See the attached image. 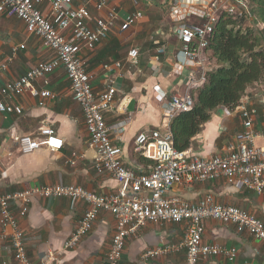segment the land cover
I'll use <instances>...</instances> for the list:
<instances>
[{
	"label": "crops",
	"instance_id": "obj_1",
	"mask_svg": "<svg viewBox=\"0 0 264 264\" xmlns=\"http://www.w3.org/2000/svg\"><path fill=\"white\" fill-rule=\"evenodd\" d=\"M114 3L117 24L134 11H141V19L124 31L116 25L92 51L83 49L81 56L86 59L95 94L102 92L110 77L117 74L114 102L103 112V117L110 126L126 120L123 132L110 131L111 142L122 149L121 161L125 166L138 173H147L153 162L135 151V136L141 131L164 130L168 100L173 94L181 95L188 89L190 74L198 76L197 63L186 60L182 65L178 60L181 43L175 29L181 24L200 25L207 0H114ZM39 8L47 12L48 4L43 3ZM91 13L97 15L94 9ZM21 44L23 48L19 47ZM131 48L138 52L134 62L128 60ZM52 56L51 49L26 32L20 19L0 15V62L11 58L0 76V85ZM112 62H120L121 67H114L112 72L103 69L105 63ZM208 66L216 65L208 61ZM46 79V83L35 81V86L50 90L54 97L44 99L42 105L38 104V96L28 93L9 97L0 93V100L21 108L20 113H0V195L55 184L78 185L103 195L116 192L119 189L117 181L107 173H98L94 167L97 157L88 153L92 148L84 116L72 98L64 69H55ZM241 101L255 107L253 127L260 131L264 127V84L246 89ZM44 125L51 126L62 138V148L20 152L17 138L36 134ZM241 129L238 105L233 108L218 106L192 138L189 149L201 157L215 155ZM255 143L261 145L262 141L256 137ZM207 192L213 194L216 202L250 212L264 224V193H257L239 182L228 183L222 177L191 185L175 184L167 196L197 202ZM86 208L83 200L71 207L67 197L37 196L31 200L25 216H20L18 206L12 205V214L24 232L28 256L39 264H102L115 230L114 217L107 211L99 212L92 229L74 247H63ZM184 232V222H145L128 236L119 264H138L148 249L178 245ZM202 242L235 248L236 252L232 259L207 256L200 258L198 264H264V242L247 231L238 232L233 224L205 219ZM0 264H17L1 227ZM147 264H185V249L159 252L149 258Z\"/></svg>",
	"mask_w": 264,
	"mask_h": 264
},
{
	"label": "built area",
	"instance_id": "obj_2",
	"mask_svg": "<svg viewBox=\"0 0 264 264\" xmlns=\"http://www.w3.org/2000/svg\"><path fill=\"white\" fill-rule=\"evenodd\" d=\"M43 3L48 4L47 12L39 8ZM91 9L97 12L96 16H92ZM222 12L241 16L247 12L246 3L244 0H207L200 25L181 24L175 29L181 43L177 55L180 64L183 65L186 60L194 61L199 66V74L197 77L190 74L188 89L181 95L173 94L168 100L169 112L164 130L141 131L135 136V151L153 162L147 173H138L122 163V149L110 139V131L125 130L126 120L110 126L103 117V112L114 102L118 89L117 74L110 77L102 92L95 94L81 51H92L116 25L120 30H126L141 19V11L127 13L117 24L118 12L114 0H0V15L20 19L26 32L39 38L53 52L50 59L37 62L24 74L0 85V93L8 97L28 93L38 96V104L42 105L44 99L52 98L54 94L46 88L38 89L35 81L46 83L49 73L63 68L70 83L72 98L83 113L89 146L96 152L94 167L98 173L109 174L119 184L116 192L107 195L96 194L78 185L62 184L0 195V227L17 264L39 263L28 256L24 232L12 214L11 207L16 204L18 214L25 216L31 200L37 196L67 197L71 207L79 200L87 203L77 227L63 243L65 249L74 247L92 229L100 211L112 214L115 230L102 264H119L128 236L145 222H184L185 232L180 244L168 245L160 250L148 249L141 255L138 264H147V260L159 252L167 253L181 248L185 249V264H198L200 258L216 255L232 259L235 248L226 249L202 242L205 219L233 224L238 232L247 231L255 239L264 242V224L260 219L234 205L216 202L210 192L197 202L167 196L175 184L191 185L221 177L228 183L239 182L257 193H264V127L255 131L253 119L256 109L246 101L238 104L242 129L215 155L201 157L189 148L177 150L169 130L168 121L178 112L192 108L191 91L206 81L210 67L204 48ZM19 47L23 48V45ZM137 53L135 48H131L128 60L136 61ZM10 59L0 62V76L7 69ZM114 67L120 68L121 63L103 65V69L109 72ZM12 112L20 113V106L0 100V113ZM256 137L261 139V145L255 143ZM17 143L22 153L40 148L57 151L63 146L62 138L49 125L40 127L36 134L19 136Z\"/></svg>",
	"mask_w": 264,
	"mask_h": 264
},
{
	"label": "trees",
	"instance_id": "obj_3",
	"mask_svg": "<svg viewBox=\"0 0 264 264\" xmlns=\"http://www.w3.org/2000/svg\"><path fill=\"white\" fill-rule=\"evenodd\" d=\"M247 12L219 14L204 48L206 60L215 62L206 81L191 91L193 106L178 112L169 122L173 146L180 151L192 145L212 111L233 108L246 89L264 84V0H244Z\"/></svg>",
	"mask_w": 264,
	"mask_h": 264
},
{
	"label": "water",
	"instance_id": "obj_4",
	"mask_svg": "<svg viewBox=\"0 0 264 264\" xmlns=\"http://www.w3.org/2000/svg\"><path fill=\"white\" fill-rule=\"evenodd\" d=\"M88 153H90V154H94V156L96 155V152H95V150H93V149H90V151H89ZM126 191H128V188H127Z\"/></svg>",
	"mask_w": 264,
	"mask_h": 264
}]
</instances>
